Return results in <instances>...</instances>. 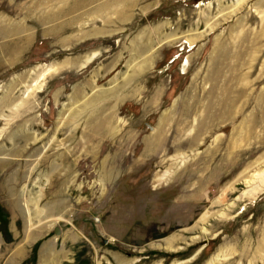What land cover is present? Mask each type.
Masks as SVG:
<instances>
[{
    "label": "rangeland",
    "instance_id": "rangeland-1",
    "mask_svg": "<svg viewBox=\"0 0 264 264\" xmlns=\"http://www.w3.org/2000/svg\"><path fill=\"white\" fill-rule=\"evenodd\" d=\"M262 173L264 0H0L20 264H264Z\"/></svg>",
    "mask_w": 264,
    "mask_h": 264
},
{
    "label": "crops",
    "instance_id": "crops-1",
    "mask_svg": "<svg viewBox=\"0 0 264 264\" xmlns=\"http://www.w3.org/2000/svg\"><path fill=\"white\" fill-rule=\"evenodd\" d=\"M15 61H9L8 63H13ZM10 230L13 231L12 222L10 221ZM14 237V235H13ZM13 242H7L3 234L0 232V264H20L25 260V257H22V248H13ZM8 247L9 251H3L4 247ZM24 256V255H23ZM20 260V261H19Z\"/></svg>",
    "mask_w": 264,
    "mask_h": 264
},
{
    "label": "bare ground",
    "instance_id": "bare-ground-1",
    "mask_svg": "<svg viewBox=\"0 0 264 264\" xmlns=\"http://www.w3.org/2000/svg\"><path fill=\"white\" fill-rule=\"evenodd\" d=\"M94 56H95V54L94 55H90L87 59H86V64L88 63V62H90L91 60H92V58H94ZM41 67H42V65H41ZM37 68H39V66L37 67ZM43 71H42V73L40 74V76H39V78L40 79H42L43 77H45V76H47L48 74H50V73H52V72H54V71H59L60 70V68L58 67V66H56V65H44L43 66ZM38 78V79H39ZM37 80V79H36ZM45 80V79H44ZM38 81V80H37ZM162 120H163V118H162ZM260 177H261V182H262V184H264V173H262V174H260ZM259 185V184H258ZM259 188H260V186H259ZM259 188H258V186H255V187H253L248 193H245V195H254V194H256L257 192H258V190H259ZM205 231H206V228H205ZM219 257V256H218ZM217 257V258H218Z\"/></svg>",
    "mask_w": 264,
    "mask_h": 264
},
{
    "label": "trees",
    "instance_id": "trees-1",
    "mask_svg": "<svg viewBox=\"0 0 264 264\" xmlns=\"http://www.w3.org/2000/svg\"><path fill=\"white\" fill-rule=\"evenodd\" d=\"M4 210H3V208H1L0 207V220L3 222V223H5L6 224V226L8 227V219H6L5 217V214H4ZM6 231H8V229H6Z\"/></svg>",
    "mask_w": 264,
    "mask_h": 264
}]
</instances>
